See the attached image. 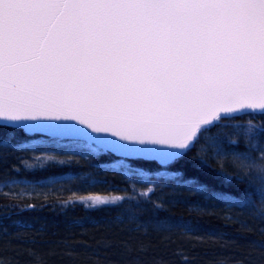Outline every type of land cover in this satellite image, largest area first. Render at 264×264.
<instances>
[{"label":"snow or ice","instance_id":"obj_1","mask_svg":"<svg viewBox=\"0 0 264 264\" xmlns=\"http://www.w3.org/2000/svg\"><path fill=\"white\" fill-rule=\"evenodd\" d=\"M82 161L96 176L66 196L28 179ZM168 188L264 222V0H0V199L119 206L138 230ZM173 227L193 231L154 224Z\"/></svg>","mask_w":264,"mask_h":264},{"label":"trees","instance_id":"obj_2","mask_svg":"<svg viewBox=\"0 0 264 264\" xmlns=\"http://www.w3.org/2000/svg\"><path fill=\"white\" fill-rule=\"evenodd\" d=\"M64 174L77 176L73 188L80 185L81 175L96 176L94 169L82 161L33 170L28 179L40 182ZM105 178L113 182L111 172ZM162 202L164 207L155 212L150 206L137 210L140 227L133 230L132 224L120 222L119 206L86 209L52 201L44 207L21 210L12 201L0 199V257L11 264H29L32 250L42 254L46 264H118L127 244L143 249L142 264H216L218 260L225 264H264V222L248 213L226 212L222 205L182 189ZM157 220L187 224L193 231L189 234L176 227L159 231L154 228ZM207 235L217 237V241L197 239ZM107 242L113 247L105 248Z\"/></svg>","mask_w":264,"mask_h":264},{"label":"rangeland","instance_id":"obj_3","mask_svg":"<svg viewBox=\"0 0 264 264\" xmlns=\"http://www.w3.org/2000/svg\"><path fill=\"white\" fill-rule=\"evenodd\" d=\"M69 152H75L76 149L74 147H72L71 145H69L66 149ZM92 177L94 176H89V175H81L80 176V185L83 184L86 181H89ZM77 176H74L72 174H64V175H60V176H55V177H50L47 178L45 180H42L40 182H38V187H42L44 191H48L49 188L52 189V192L54 194H59V193H67V191H63L62 192V188L63 189H74L72 187V182H76ZM49 181H53V183L49 184ZM79 181H77L78 183ZM79 185V186H80ZM177 193V190H173L170 189L169 191H165L164 193H162V199L166 200V199H171L174 198L175 194Z\"/></svg>","mask_w":264,"mask_h":264}]
</instances>
